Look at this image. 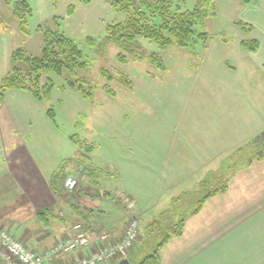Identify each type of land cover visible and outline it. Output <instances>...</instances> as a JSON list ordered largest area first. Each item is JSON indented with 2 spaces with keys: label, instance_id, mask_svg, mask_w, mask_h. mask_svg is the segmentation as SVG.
Listing matches in <instances>:
<instances>
[{
  "label": "rangeland",
  "instance_id": "374dc122",
  "mask_svg": "<svg viewBox=\"0 0 264 264\" xmlns=\"http://www.w3.org/2000/svg\"><path fill=\"white\" fill-rule=\"evenodd\" d=\"M17 1L0 0V83L12 68L11 58L15 50L23 48L30 55L42 56L45 26L64 33L78 46L87 61V66L72 78L73 81H87L80 84L93 88L92 100L83 98L66 84L64 80L71 74L62 77L50 73L48 76L56 85L47 99L36 101L29 93L11 91L6 94L5 106H2V109L12 112L16 124L22 127L20 134L28 137L27 142L36 145L33 151L39 153L40 158L46 155L51 168H56V173L67 174L66 179L69 176L78 179L77 190L81 177L68 174L76 169L81 173L85 170L90 177L107 178L120 172L122 179L119 183L122 181L135 193L143 187L148 188V184L159 182V185L149 188L152 193H159L153 198L156 202L154 208H170L180 197V188L170 186L168 189L167 177L175 179L180 174L185 175L178 184L195 192L194 176L198 166L192 159L186 166L191 157L187 149L190 157L186 155L183 166L163 153L156 157L167 161V165L159 164L150 171L148 166L147 170H142L137 157L141 136L147 142H153L155 131L160 129L166 138L170 136L172 140L173 135L167 131L200 125L208 111L218 115L219 120H223L222 114L237 119L242 114H249L248 111L260 117L259 122L264 120V100L256 96L261 89L251 86L255 78L264 77V67L260 69L253 51L242 45V41L254 38L253 31H249L252 27L264 33V0H253L249 4L243 0H213L210 11L214 15L196 26L198 34L204 33L208 39L206 42L199 40L191 47L173 45L161 50L156 44L142 40L147 54L157 52L162 56L167 67L164 72L149 60L120 65L115 45L101 47L109 25L126 17L113 9L110 0H27L32 11L28 16V35L22 32L14 15L13 6ZM197 4L198 0H185L182 9L192 11ZM242 23L252 25L245 26L248 32L243 31ZM104 69L113 76L111 81L102 76ZM120 74L127 75L131 85H124ZM46 78L43 77L42 83ZM105 85L111 87L115 94L107 93ZM253 89L256 92L252 94ZM1 104L2 101L0 108ZM255 109H259L258 113ZM183 132L188 136L187 131L183 129ZM247 135L249 132L244 134L245 139ZM263 135L264 131L251 136L246 144ZM86 145L95 146V149L87 151ZM190 151L199 153L196 147H190ZM154 152L158 154L159 150L155 148ZM76 193L68 195L74 197ZM13 209H3L5 219L10 222H13ZM11 228V225H4L0 231L4 230L16 239ZM161 239V236L153 238L152 244L157 245ZM16 241L23 243L21 239Z\"/></svg>",
  "mask_w": 264,
  "mask_h": 264
},
{
  "label": "crops",
  "instance_id": "0c3cea01",
  "mask_svg": "<svg viewBox=\"0 0 264 264\" xmlns=\"http://www.w3.org/2000/svg\"><path fill=\"white\" fill-rule=\"evenodd\" d=\"M247 25H241L245 32H248ZM249 31L254 33L250 40L257 41L259 45L258 50L252 52L256 65L263 69L264 33L255 31L254 27ZM251 84L255 89H261L256 96L264 100V77L258 76ZM4 102L5 98L0 108V227L11 225L16 239H21L28 249L44 254L71 240L74 225L82 224L88 243L76 251L56 254L46 262L73 264L109 244L118 243L129 222L137 219L140 224L138 249L146 237L145 227L153 223L160 212L168 209L154 208L156 202L153 198L159 193H152L149 188L160 183L148 184V188L143 187L135 193L122 181L119 183L122 179L120 172L107 178L90 177L76 169L68 173L81 177L76 195L71 197L68 192L56 195L50 183L57 169L51 168L45 154L46 159L33 151L36 145L27 142L28 137L20 134L22 127H18L12 112L2 109ZM255 110L258 113L259 109ZM248 112L237 119L222 114L223 120H219L218 115L208 111L207 117L201 120L203 124L167 131L173 135L172 140L170 136L166 138L160 129L155 131L153 142H147L141 136L137 152L141 169L147 170L149 166L150 171L159 164L167 165V161L156 157L163 153L183 166L189 149L191 157L188 155L189 164L186 166L191 164L190 159L198 166L193 186L198 190L202 180L219 170L232 151L246 144L251 136L264 131V120L259 122L260 117ZM253 124L256 125L245 132ZM183 129L188 136L184 135ZM248 132L245 139L244 134ZM190 147H196L199 153L191 152ZM155 148L159 150L158 154L154 152ZM179 170L182 171L181 168ZM184 176L167 177L168 189L170 186L180 188L179 196L191 192L189 187L178 184ZM6 208H14L13 222L5 219L3 209ZM41 211H45L47 216L40 217ZM159 255L160 264H264V157L237 172L231 178L227 192L210 198L198 214L188 217L182 235L171 238ZM121 259L118 256L104 264H118Z\"/></svg>",
  "mask_w": 264,
  "mask_h": 264
},
{
  "label": "trees",
  "instance_id": "16d2710c",
  "mask_svg": "<svg viewBox=\"0 0 264 264\" xmlns=\"http://www.w3.org/2000/svg\"><path fill=\"white\" fill-rule=\"evenodd\" d=\"M184 1L110 0L113 9L124 13L126 17L123 21L109 25L106 39L101 47L108 44L115 45L118 48L117 62L120 65H125L130 61L149 60L160 71H166L167 67L162 56L157 52L147 54L142 40L154 43L159 49L165 50L173 45L181 48L191 47L198 44L199 40L206 42L208 39L206 34H198L196 26L201 24L206 17L214 15V12L210 11L213 0H198L197 6L192 11H183ZM243 1L249 4L253 0ZM13 11L22 32L28 35V16L32 14L28 1H17L13 6ZM43 33L42 56L30 55L23 48L12 53V68L0 83V101H3L6 94L11 91L29 93L37 101L47 99L56 85L48 76L50 73L59 74L62 77L71 74L70 78L64 80L66 84L79 92L83 98L92 100L93 88L80 84V82L87 83V81L84 79L73 81L72 78L79 70L87 66L82 51L59 30H51L50 27L45 26ZM89 43L94 44V41L89 40ZM242 45L251 52L259 48L258 42L254 40H244ZM107 71L104 69L102 76L111 81L113 76ZM44 76L47 78L45 83H42ZM120 76V81L124 85H131L127 75L120 74ZM104 89L107 93L115 94L109 86L105 85ZM86 148L87 151H93L95 146L92 148L91 145H86ZM263 157L264 135L251 140L231 153L219 170L210 173L202 180L197 191L182 194L173 201L170 208L162 212L147 227L145 239L138 249L135 246L128 256L131 264H160L161 248L171 238L182 235L186 219L198 214L210 198L227 192L230 180L237 172ZM83 172L87 174L85 170ZM65 179L66 175L60 173L54 175L50 185L56 195L67 192L64 187ZM184 209L187 210L184 211ZM39 215L45 217L47 213L41 211ZM160 236L161 241L157 245L152 244L153 238L158 239ZM138 257L141 259L138 260Z\"/></svg>",
  "mask_w": 264,
  "mask_h": 264
},
{
  "label": "built area",
  "instance_id": "2783aa9c",
  "mask_svg": "<svg viewBox=\"0 0 264 264\" xmlns=\"http://www.w3.org/2000/svg\"><path fill=\"white\" fill-rule=\"evenodd\" d=\"M79 181L75 176L65 180V189L76 192ZM140 224L137 219H132L127 226L122 239L116 244H109L96 253L88 254L73 264H104L118 256L127 257L135 248L139 239ZM72 239L58 244L44 254H39L26 247L24 243L16 241L7 232L0 231V262L2 264H46L54 255L76 251L81 245L88 243L86 230L82 224L74 225Z\"/></svg>",
  "mask_w": 264,
  "mask_h": 264
},
{
  "label": "water",
  "instance_id": "95a60500",
  "mask_svg": "<svg viewBox=\"0 0 264 264\" xmlns=\"http://www.w3.org/2000/svg\"><path fill=\"white\" fill-rule=\"evenodd\" d=\"M118 264H131L130 260L125 258L123 260H121Z\"/></svg>",
  "mask_w": 264,
  "mask_h": 264
}]
</instances>
